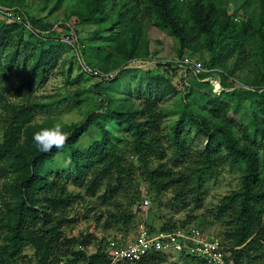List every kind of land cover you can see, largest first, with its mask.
I'll use <instances>...</instances> for the list:
<instances>
[{
  "label": "trees",
  "instance_id": "trees-1",
  "mask_svg": "<svg viewBox=\"0 0 264 264\" xmlns=\"http://www.w3.org/2000/svg\"><path fill=\"white\" fill-rule=\"evenodd\" d=\"M27 1L0 0V5L23 16L33 31L24 22L4 17L0 20V76L12 91L9 75L24 56L30 67L22 88L30 93L37 80H48L61 50L68 45L56 37L55 24L44 18L28 19L22 10ZM63 1L66 0H58L53 11ZM72 1L70 15L75 17L76 24L98 26L86 43L80 42L85 46L87 63L117 75L91 86V91L105 95V101L80 124L63 126L68 139L60 149L38 151L34 132L52 125H32L27 108L11 111L0 140V230H5L0 264H21L19 259L26 247L34 250L36 264H110L106 239L100 241L94 253H89V235L68 234L77 223L75 217L68 218V213L79 199L69 191L70 183L83 188L91 197L98 196L106 186L98 196L105 203L119 193L123 178L131 181L133 166L125 164L119 147L123 137L111 127L132 137L131 151L145 180L158 197L171 192L173 204H185L191 194L198 200L205 183L220 166L228 164L237 169L240 189L223 199L216 213L226 224L224 245L233 264H264V0H225L224 5L223 0H134L116 18L112 10L118 0ZM226 2H233L235 9L231 11ZM142 9L178 40V59H193L202 47L206 48L208 61H199L209 72L195 76L184 71L177 83L175 78L181 68L173 62L159 61L147 71L128 68L133 61L153 58L147 48L139 51L143 19L138 15ZM33 37H38L39 45L28 59L27 49ZM75 60L68 68V79ZM251 65L259 67L253 71V79L237 75ZM79 70L77 82L88 77L80 67ZM137 72L144 73L138 86L147 91H140V105L121 102L122 99L102 89L104 83L118 89L123 79ZM215 75L221 81L220 93L214 91L209 80L205 81ZM179 86L183 87L182 92ZM181 94L184 109L171 123L169 132L163 133V119L172 113L160 105L168 97ZM242 118L247 121L245 128L239 122ZM92 132L98 136L90 146L81 148L82 136ZM192 134L207 139L198 153L188 146ZM165 141L173 151L171 166L164 162L168 159ZM60 158L67 161L69 170L57 167ZM141 195L138 191L131 206L144 203ZM119 211L110 213L112 219L104 223L105 229H112L113 224L125 229L131 223L132 215ZM187 226L171 219L161 227L146 229L172 232ZM169 258L173 257L151 253L139 261L123 264H165ZM178 259L182 264H204L189 256Z\"/></svg>",
  "mask_w": 264,
  "mask_h": 264
},
{
  "label": "rangeland",
  "instance_id": "rangeland-1",
  "mask_svg": "<svg viewBox=\"0 0 264 264\" xmlns=\"http://www.w3.org/2000/svg\"><path fill=\"white\" fill-rule=\"evenodd\" d=\"M134 0H118L112 10L114 18L117 17V13L120 11H126L128 7L134 4ZM222 1V0H221ZM58 0H28L23 12L28 19L32 18H44L49 23L55 24L54 32L56 37L61 40L67 37H72L73 40L86 43V40L97 29L96 25H78L76 24L75 17L71 14V7L73 8L74 1H63L56 11H53L57 7ZM223 5L225 0L222 1ZM227 7L231 11L235 9L233 2H229ZM147 11L142 9L140 11L139 18L142 17V33L139 40V51H144L147 48L152 59H142L133 61L128 68H136L140 71L151 70L160 61L162 63L176 62L178 60L176 54L179 49V43L169 32L156 24L154 17H150L146 14ZM148 13V12H147ZM141 16V17H140ZM4 20L3 16L0 20ZM67 21V23H65ZM66 24L67 27L62 26ZM32 31V27L29 31ZM33 32V31H32ZM65 42V41H64ZM66 43V42H65ZM67 47H64L60 52L59 61L55 69L52 70L48 80L44 83H40L37 80L35 86L30 93L26 92L22 88V83L29 71V62L20 59V64L14 69L13 73L9 75V81L12 85V91L5 85V80L0 76V93L3 96L0 97V140L3 137L5 131V122L11 111L16 108H27L31 112V124L32 125H53L60 123L64 127L80 124L85 120L87 115L95 110L100 104L105 101V95L91 91V86L100 82L101 80L94 77L84 76L80 81L75 79L80 72L79 62L75 60V53L73 47L66 43ZM38 37L30 39L27 57L33 53V49L38 47ZM88 47V45H87ZM188 55V54H187ZM76 57V56H75ZM193 59L201 60L206 63L209 59V52L206 48L202 47V51L199 55L193 57ZM74 61L71 78L68 79L67 71L70 63ZM232 61L228 63L231 66ZM257 65H251L246 67V70L238 71L237 75L246 79H253L254 72L259 67ZM178 76L175 78V82H180V74L184 73L183 68L180 69ZM130 74L127 78L123 79V83L120 84L118 89L110 88L112 85L104 83L103 90H107L114 97L122 99L123 101H129L136 106L141 103L142 93L147 92L145 88H139V80L144 76L143 72H137ZM181 92L183 87L179 86ZM215 91H220L219 83L214 82ZM38 104L44 105L43 108L38 107ZM162 108L170 111L172 114L166 116L163 119L162 130L163 133H168L171 123L178 117V113L184 109V100L182 94L177 97H168L161 105ZM239 115L237 118H240ZM240 124L247 126L246 119L242 118ZM119 136L123 139L119 143L121 148V154L124 156L125 164H131L133 166V174L131 181L126 177L123 178L122 184L119 186V193L108 202H103L98 196L102 195L106 186H103L98 196H88L83 188H80L73 183L69 184V191L74 195H78V201L73 205V208L68 213V218H76L77 223L74 224L68 231V234L72 236L89 235L91 239V245L88 248L89 253H94L99 247V243L102 239H114L123 238L125 240H131L135 238L139 232L146 227L158 228L165 224L167 221L173 219L175 222L186 223L187 227L197 226L200 227L203 232L212 238L220 240L222 243L225 241L224 233L226 231V224L222 219L217 218L218 207L223 199L240 189V173L237 169L232 168L230 165L220 166L215 174L207 180L201 195L198 200L193 198L192 194L188 198L185 204H173L171 192L165 193L161 197L156 195V191L145 180V175L138 163L136 156L131 151L132 137L124 132L119 131L116 127H111ZM243 132L242 127L238 128ZM98 136L97 132L91 134H85L79 141L81 148H87L93 143V140ZM207 139L205 136L199 134H192L191 140L188 141L190 151L198 153L202 151ZM164 147L168 153V159L164 160L169 166L173 161V151L165 141ZM264 155V153H263ZM57 165L58 168L69 170L67 161L64 162L62 158L59 159ZM156 163V160H155ZM177 170V169H176ZM117 184H114V186ZM138 191L142 193L141 197L144 200L149 201V205L144 203L141 205L135 204L131 206V201L138 195ZM137 200V199H136ZM0 203V212H1ZM127 213L132 215L131 223L124 229L120 225L113 224L112 229H105L104 223L109 221L110 213L118 212ZM129 213V214H128ZM100 217V219H99ZM126 230V231H125ZM5 230H0V249L5 244L4 241ZM228 243V242H227ZM21 264H36L35 252L31 247H26L22 252V257L19 259ZM165 264H182V260L175 258H169Z\"/></svg>",
  "mask_w": 264,
  "mask_h": 264
},
{
  "label": "built area",
  "instance_id": "built-area-1",
  "mask_svg": "<svg viewBox=\"0 0 264 264\" xmlns=\"http://www.w3.org/2000/svg\"><path fill=\"white\" fill-rule=\"evenodd\" d=\"M179 1L182 2L185 0ZM0 14L10 21L24 22L29 29L31 28L29 23L25 22L23 16L14 9L0 5ZM63 41L73 47L75 56L84 74L100 80H109L116 77L117 72L104 73L89 65L83 54L85 46L78 39L73 40L72 37H67ZM173 63L183 68L184 71L193 73L195 76L209 72L201 61L188 56H184L182 59H178ZM207 80L211 82L213 87L214 82L219 83V89L221 91L219 76L215 75L212 78H207L205 81ZM220 91L215 92L220 93ZM144 204L149 205V201L145 200ZM107 252L110 258V264L133 263L151 253H163L173 258L189 256L201 260L204 264H233L231 255L227 252V247L224 243L216 238L207 236L197 226L180 228L172 232H150L148 229L143 228L131 240H125L124 238L108 239Z\"/></svg>",
  "mask_w": 264,
  "mask_h": 264
},
{
  "label": "clouds",
  "instance_id": "clouds-1",
  "mask_svg": "<svg viewBox=\"0 0 264 264\" xmlns=\"http://www.w3.org/2000/svg\"><path fill=\"white\" fill-rule=\"evenodd\" d=\"M68 139V133L60 123H55L50 127H43L33 134V141L38 151L48 153L53 148H62Z\"/></svg>",
  "mask_w": 264,
  "mask_h": 264
}]
</instances>
